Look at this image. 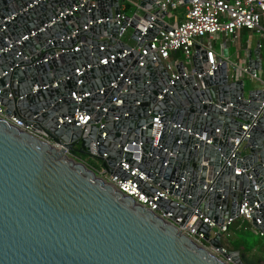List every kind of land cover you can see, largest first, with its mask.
<instances>
[{"label":"water","instance_id":"1","mask_svg":"<svg viewBox=\"0 0 264 264\" xmlns=\"http://www.w3.org/2000/svg\"><path fill=\"white\" fill-rule=\"evenodd\" d=\"M79 2L0 0V103L50 139L0 118V264H259L243 261L218 231L210 235L200 217L192 227L203 243L175 223L194 212L221 224L243 197L257 201L260 222H252L264 231V88L229 79L224 58L196 79L179 59L169 82L160 59L120 38L127 23L136 46L147 49L159 26L168 27L155 0H137L142 12L125 14L119 25L110 19L119 0H96L88 10ZM148 20L141 32L137 24ZM122 49L130 50L118 55ZM219 52L227 56L226 47ZM110 53L113 60L98 64ZM192 58L193 71L201 72L205 54L198 44ZM247 63L250 73L260 69L257 46ZM73 90L88 94L76 102ZM75 108L90 114L86 135L75 124ZM153 114L162 123L155 144ZM101 115L99 127L94 121ZM91 140L107 172L128 176L118 164L123 156L148 178H139L145 193L166 188L178 199L157 197L150 209L116 189L69 153H88ZM132 141L140 147L138 161L122 150Z\"/></svg>","mask_w":264,"mask_h":264},{"label":"built area","instance_id":"2","mask_svg":"<svg viewBox=\"0 0 264 264\" xmlns=\"http://www.w3.org/2000/svg\"><path fill=\"white\" fill-rule=\"evenodd\" d=\"M133 5H135L136 9L132 12L141 13L142 10L137 7V0H129ZM96 0H80L79 5H85V7L90 9L94 7ZM156 12L159 13L161 11L164 12L162 17V24H167L168 27L159 26L155 35L152 39L148 41L147 49L142 47H137L135 42L130 38L131 28L128 27L127 23L122 28V32L128 28V33L125 38L122 40L131 48H136L141 53H146L147 51L154 57H157L162 61V66L168 71L170 75V80L175 77L176 71L174 69L175 64L180 59L183 61L184 65V73H193L194 77H196L201 73H212V69L215 67L216 63L224 58L226 60V74L229 79H237L241 78L244 74L248 75L250 78H257L261 81L262 87L264 88V80H261L256 72L259 69H254L252 73L248 72V63L245 60L241 59L236 52L234 57L231 58L227 51V56L223 57L222 54L216 53L214 49H212L211 40L215 39L217 34L229 35L230 40L234 41L236 37H238V31L240 29H245L247 31L258 33V36L264 40V0H155ZM75 5L72 6L74 8ZM123 0H119V11L116 14H112L110 19L115 21L118 25L122 17L125 15L122 12ZM177 7H180L181 12L179 13V17H175L173 21L169 22L164 20V16L167 14L169 10H173ZM131 12V13H132ZM151 13V18L155 16V14ZM157 16V15H156ZM151 20L147 21L146 25L137 24V27L140 31H144L147 26L151 24ZM84 27H87L85 25ZM72 34V33H71ZM121 36V35H120ZM105 35H100L99 39H104ZM208 40L210 43L207 46L206 42L202 39ZM16 43H19V40H16ZM198 44L199 49H204L205 54V68L201 72L193 71V52L194 45ZM221 48L226 47L227 45L225 41L220 43ZM255 46H257L260 50L262 47L261 40L256 39ZM74 49L77 48L76 45L73 46ZM104 45L100 44L99 49H103ZM63 48H58V51H61ZM130 49H122L121 53L118 55H123L129 52ZM177 52L178 55H171L172 52ZM57 53L55 50L54 54ZM260 55V53H259ZM114 54L110 53L108 57L103 56L99 59L98 64H105L108 60H113ZM138 64H142L139 60ZM90 64H85L81 69L75 68V73L79 74L83 69L88 68ZM123 74V71L119 72V76ZM162 74V72H161ZM163 75V74H162ZM117 77V78H118ZM160 78V76H158ZM127 82V79L125 80ZM54 83V82H52ZM80 83V79L76 80V84ZM111 86L115 85V80L110 82ZM37 85H32L31 90H35ZM100 93H103V87L98 89ZM123 91V89H121ZM88 92H78L77 90L71 91V97L79 102L81 99L87 95ZM10 96V94H8ZM159 97V95H158ZM112 102L115 104L121 103L120 98L112 97ZM95 108L97 105L94 106ZM264 108V100L261 101L259 105V109ZM105 110V107H103ZM258 109V110H259ZM257 110V111H258ZM150 113V110H148ZM158 114H153L151 116V125H150V137L152 139V144L158 139L160 134V130L162 127L161 121L158 119ZM0 118L7 120L8 122L42 138L47 141H50L48 136L43 134L40 130H37L32 127L31 124H24L16 115L12 113H7L5 111V107L0 103ZM73 118L75 119V124L80 126V135H86L89 129V118L90 114L85 112L82 109L75 108L73 113ZM60 121L61 119L58 118ZM65 119H67L65 117ZM97 126L101 127L102 124V115L98 120L94 121ZM246 128V126L244 127ZM101 136L104 135V132L100 133ZM238 138L234 139V143L240 146L241 141L238 142ZM96 141L91 140L88 145V153L85 154L86 159L90 160L88 165L91 169L95 171L97 175L102 177L105 181L110 182L116 189L121 191L122 193L129 195L136 202L144 205L147 208L154 209L156 207V199L157 197H174L178 199L177 196H173L168 194L166 188H158L154 192L145 193L143 191L142 184L139 181V178L148 180L145 174L138 169L135 164H131L127 160L123 158V156L119 159V166L127 171L128 176L121 178L118 175H112L105 170V168L101 165V160L95 157V146ZM122 150H130L131 157L136 159L137 161L140 158V147L139 144L134 145L132 141L131 144L125 143L122 147ZM102 156H105V153H102ZM77 158V157H76ZM81 160V159H80ZM235 173H240V168H234ZM258 207V203L256 200H252L251 202L246 198H240L238 202V209L236 214L232 216H227L221 224L216 225L211 219L202 216L201 214L196 215V213H191L186 219L184 224H176L177 228H179L182 232L187 234L197 243H203L202 241V232L196 231L192 225L195 223L197 218H201V221L206 223L209 227L210 235L218 231L220 236L223 238L225 235H228L229 227L235 222L239 221V223H243V229L248 230L254 235L260 236L264 238V231L260 228L256 227L252 219L255 223L260 222V218L258 216H254L256 208ZM168 213L162 214L163 217H166ZM180 220V217L176 218ZM206 245V244H204ZM208 247V246H207ZM213 252L218 254L216 249L209 247ZM228 261V258H224Z\"/></svg>","mask_w":264,"mask_h":264},{"label":"rangeland","instance_id":"3","mask_svg":"<svg viewBox=\"0 0 264 264\" xmlns=\"http://www.w3.org/2000/svg\"><path fill=\"white\" fill-rule=\"evenodd\" d=\"M124 2H127L129 4V6L126 8V12L127 13H131L132 11H134L136 9L135 5H133L129 0H123ZM181 9L180 7H177L175 9H171L167 12V14L165 15V19H168V16L171 15V14H174V13H178L180 12ZM127 33H128V28H126L120 38L123 39L127 36ZM225 37H223L222 35L219 34V36L216 38V39H213L211 40V45H212V49H214L215 51L218 50L219 48V44L220 42L224 39ZM260 39L261 40V43H262V47L260 48L259 50V53H260V58H261V67L259 69V71L256 72V75L261 79V80H264V40L261 39L259 36H258V33H255V32H242L241 33V36L239 37H236L234 41H231L229 40V38L227 37V43H228V46L230 48H234V47H239L240 44L244 43L246 41L247 44H249V46L254 47L255 46V41L256 39ZM241 55V54H240ZM242 78V81H243V86L245 89H248V88H253V87H260L262 85L261 81L257 78H250L248 77V75L244 74L243 76H241ZM78 159H81L82 161H84L86 164H89L90 163V160L84 158V157H81V158H78ZM229 234L228 235H225L223 238V243L224 245L226 244L228 248H231V249H234L232 244H231V236L232 234L230 233L231 231H228ZM246 236L248 238H251L253 239V241H256L258 239H256V237H260V236H257V235H254L252 234L251 232H247L246 233ZM262 238V237H261ZM240 258L244 259L246 262H252L253 261V257H252V254L251 252L249 251V249L243 251L240 253ZM242 259V260H243Z\"/></svg>","mask_w":264,"mask_h":264},{"label":"crops","instance_id":"4","mask_svg":"<svg viewBox=\"0 0 264 264\" xmlns=\"http://www.w3.org/2000/svg\"><path fill=\"white\" fill-rule=\"evenodd\" d=\"M181 12V11H180ZM180 12H178V13H174V14H171V15H169L168 16V19H165L164 18V20H167V21H169V22H171V21H173L174 20V18L175 17H179L178 15H179V13ZM165 17V16H164ZM242 32H248L247 30H244L243 28L242 29H240L239 31H238V37L239 36H241V33ZM220 35H222L223 37H225L222 41H227V37L229 38V40H230V37H229V35H223V34H220ZM219 36V34H217V36L215 37V39L217 38ZM204 42H206V40H205V38L204 39H202ZM221 41V42H222ZM220 42V43H221ZM256 42V41H255ZM226 45H227V51H228V53H229V55L231 56V58H233L234 57V55H235V53L237 52L238 53V55H239V57L241 58V59H243V60H245L246 61V63H247V55H248V51L251 49V46H249V44H247L246 43V41L244 42V43H242V44H240V46L238 47H232V48H230L229 46H228V43L226 42ZM220 48H221V46H220V44H219V48H218V50L216 51V53H219V51H220ZM253 48V47H252ZM241 54V55H240ZM235 168H238V166H236ZM246 230V229H245ZM229 231H231L230 233L232 234V236H231V241H239L240 243H241V245L240 246H242L243 245V237H244V233L245 232H243L242 233V231L241 230H237V231H232V230H230L229 229ZM246 231H248V230H246ZM228 234H229V232H228ZM223 239L224 238H221V240L223 241ZM256 239H258V240H256V241H254V243L253 244H251V246L249 247V251L251 252V254H252V257H253V261L252 262H249V263H254V262H258L259 264H264V238L262 237H256ZM223 243V242H222ZM232 243V242H231ZM224 244V243H223ZM225 246L227 247V245L225 244ZM243 259V258H242ZM243 261H245L244 259H243ZM246 262V261H245Z\"/></svg>","mask_w":264,"mask_h":264},{"label":"trees","instance_id":"5","mask_svg":"<svg viewBox=\"0 0 264 264\" xmlns=\"http://www.w3.org/2000/svg\"><path fill=\"white\" fill-rule=\"evenodd\" d=\"M128 6H129V4H128L127 2H124V1H123L122 12H123L124 14H126V15H129V13L126 12V8H127ZM130 14H131V13H130ZM244 30H245V29H244ZM171 55H178V53L174 51V52L171 53ZM69 153H70L72 156L77 157V158H81V157L86 158V157H85V154H82V153H80V152L69 151ZM88 160H89V159H88ZM229 228H230V230H232V231L241 230L242 233L245 232V233H244V237H243V242H244V243H243L242 246H240L241 243H240L239 241H231V242H232L231 244H232L233 248H234V249H238V250H239V253H241V252H243V251L249 249V247L251 246V244L254 243L252 237H251V238H248V237L246 236V233H247L248 231H246L245 229H243V223H239V221L237 220V221H235V222H234Z\"/></svg>","mask_w":264,"mask_h":264}]
</instances>
